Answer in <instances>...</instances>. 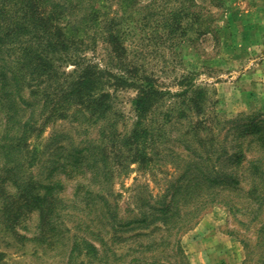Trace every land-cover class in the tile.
<instances>
[{
  "label": "rangeland",
  "instance_id": "1",
  "mask_svg": "<svg viewBox=\"0 0 264 264\" xmlns=\"http://www.w3.org/2000/svg\"><path fill=\"white\" fill-rule=\"evenodd\" d=\"M2 1L11 3L16 8L11 11L22 15L23 0ZM193 1L204 6L201 10L203 21L212 29L208 28L198 37L191 31L179 32L170 39L161 29V35L152 33L155 19L145 18L144 8L149 0H140L137 12L118 25L120 29L121 26L127 29L123 41L126 47L123 65L133 63L143 76H151L153 84L164 92L163 99L148 112L146 118L152 129L157 127L149 131L154 134L153 139L146 142L154 163L145 166V156L144 160L138 158L133 161L134 154L129 153L131 143L126 139L137 119L132 100L138 89L132 86L119 89L108 111L85 122L71 115L60 119H53L52 116L44 121L46 115L43 114L45 116L39 117L35 124L40 129L46 122L43 130L39 133L34 129L28 134L26 145L21 146L25 156L23 176L29 179L30 175V178L43 183L42 193L50 192L46 187L57 182L58 185L50 189L51 194L58 195L67 205L60 203L48 218L47 226L39 221L35 208L20 207L23 197L8 182L5 193L0 195V203H10L13 197L16 201L10 211L3 209L0 212V252L3 253L0 264H68L73 240L83 237L91 239L99 247L100 256L106 252L113 259L111 264H145V260L140 259L139 249L153 239L159 241L165 234L164 228L158 226L161 222L148 227H145V221L117 226L112 235L108 231L109 225L101 224L97 209L92 212L83 202L78 203L77 192L81 193L77 189L78 184L87 182L89 178L87 161H80L78 157L81 154L84 157L86 153L82 150L72 159L67 158V153L71 147L72 151L74 147L82 149L88 139L97 140L102 130L108 136L112 129L120 134L118 146H114L116 156L110 159L113 163L111 180L105 196L115 203L118 215L123 218L142 217L138 211L145 205V195L150 191L162 193L168 184L165 180L181 176L186 165L188 167L199 160L216 159L222 165L226 158L233 155L232 162L236 165L240 157L238 169L241 172L237 174L240 187L243 190L249 187V173L243 168L250 159L256 158L259 147H264V0ZM117 2L107 0L110 4L109 17L123 18L126 14L122 13ZM187 2L191 4V0ZM66 3L69 5V0ZM162 3L163 0H160L158 5L150 8H154L150 13L156 18ZM167 5L171 6L170 3ZM114 11H117L116 15ZM209 15L212 18L210 23ZM102 19H105L104 15L100 16L97 28H86L90 35L101 31L105 23ZM127 21L130 28H125ZM189 22L190 18L184 15L181 23L185 25ZM91 37H95V43L91 44L93 38L87 37L89 46L84 50L88 63H97L99 67L108 64L110 67L107 45L100 33ZM3 40L0 56L4 64L13 67L17 57L19 61H25L15 42L9 43L8 38ZM72 67L64 68L69 70ZM113 68L116 70V65ZM27 89L28 86L25 87ZM53 133L65 135L62 140L49 145ZM252 138L256 139L248 141ZM227 147L230 152L226 155ZM33 152L35 158L29 161ZM4 175L0 155V179ZM185 188L186 182L182 177L180 181H174L168 199L176 194L177 205H181ZM8 192L9 195H6ZM236 192L228 193L237 205L234 209L221 203L209 205L189 229L182 228L175 235L189 264H264V241L256 243L259 222L250 221L249 211L254 209L244 206L243 193ZM258 215L259 220L263 218L264 210ZM86 223L91 226L87 228ZM98 230L102 232L98 238L102 241L101 245L97 238L93 239L98 237ZM74 255V264L94 262L83 252L76 251ZM165 255L167 264H174L175 255L170 250ZM95 264L102 262L95 260Z\"/></svg>",
  "mask_w": 264,
  "mask_h": 264
},
{
  "label": "trees",
  "instance_id": "2",
  "mask_svg": "<svg viewBox=\"0 0 264 264\" xmlns=\"http://www.w3.org/2000/svg\"><path fill=\"white\" fill-rule=\"evenodd\" d=\"M118 1L117 4L120 9L122 8V13L126 14L125 18L121 16L116 19L113 15L109 17L110 4H107V0H69V5L66 3L67 0L61 2L23 0L25 6L21 16L18 15L19 12L11 11L16 9L11 3L0 2V48L4 42L3 39L8 38L9 43L15 42L21 58H25L22 62L17 57L13 67H10L8 63L4 64L0 56V155L2 156V167L5 169L4 177L0 179V195L2 192L5 193L6 185L10 182L23 197V204L20 207L35 208L38 211L39 221L47 226L49 225L48 218L58 209L60 203L65 204L64 206L67 203L62 201L58 195L51 194L50 189H54L58 185L57 182L53 185L49 183L46 190L50 192L42 193L40 189L45 186L43 183L34 180L33 177L30 178V175L29 179L24 178L25 156L21 147L26 145L27 136L34 129H37L39 133L43 130L42 126L46 122L40 129L35 125L43 114L46 115H43L45 116L44 121L52 116L53 119H60L71 115L85 122L92 116L98 114L100 116L108 111L119 89L123 86H132L138 89V94L132 100L137 119L130 136L126 139L131 143L128 147L129 153L133 152V161L138 158L144 160L145 156V166L154 163L146 142L153 139L154 134H150L149 131L157 127L152 129L151 124L146 123V118L148 112L163 99L164 92L153 84L151 76H143L133 63L123 65L122 60L126 59V47L123 41L127 29H122V26L120 29L118 25L123 24L128 16L131 17L137 12L140 0ZM159 1L149 0L144 7L145 18L152 21L155 19L152 33L161 35L159 31L161 29L170 39L179 32L189 33L191 31L196 33L195 37H198L210 28V25L205 26L203 21L201 10L204 6L196 4L195 1L191 0L189 5L188 2L185 3L187 0H178L179 3L177 0H163L158 19L150 13L154 11V8H150L154 4L158 5ZM168 3L171 6L167 5ZM116 13L117 11H114L115 15ZM102 15L105 16V19H102L103 22L105 21L104 26L101 31L93 32L92 35L100 33L102 41L106 43L107 54L110 56V67L108 64L99 67L97 63H88L89 60L84 51L85 47L89 46L86 43L87 37L93 38L91 44L95 43V37H91L92 35L86 28H97ZM184 15L190 18V22L185 25L181 23ZM211 20L209 15L208 23ZM125 28H130L128 21ZM70 65L73 66L72 69L65 70L64 67ZM115 65L116 70L113 68ZM26 86H28L27 90H25ZM103 131L97 140L88 139L82 149L74 147L72 151L71 147L67 153V158L70 159L82 150L86 153V156L83 157L81 154V157H78L80 161H87L89 172L87 182L78 184L77 189L81 192H77V197L80 199L78 203L83 202L92 212L93 209H97L101 224L109 225V232L117 226H130L133 222L143 223L145 221V227L157 224L158 221L161 222L158 226L164 228L165 234L160 237L159 241L153 239L145 243L143 249H139L140 259L145 260V264H167L164 259L168 255V253L165 255L168 250L175 255L174 264H189L181 249L179 239H176L175 235L182 228L189 229L209 205L221 203L234 209L237 205L228 193L236 191V194L243 193L241 197L245 198L244 206L254 209L253 212L249 211V214L251 215L250 221L259 222L256 243L261 244L264 241V217L258 219V214L264 210V191L262 190L264 188V147L260 146L256 158L250 159L243 168V171H248L250 177V185L247 189L243 190L242 186L240 187L237 175L240 171L238 169L240 157L236 165L232 162L233 155L226 158L223 164L221 163L222 165L216 159L199 160L188 167L186 165L181 176L170 181L165 180L168 184L165 185L162 193L148 192L143 199L144 207H140L138 211L142 217L126 219L127 217L123 218L118 215L115 203H111L105 196L111 180L113 163L110 159L116 156L114 146H118L120 134L112 129L110 130L111 135L108 136ZM64 135L53 133L49 139V145L58 139L62 140ZM126 140L122 139L124 142ZM230 149L228 147L227 150L225 149L226 155ZM36 153L37 149H35V155ZM240 154L243 155L242 152ZM35 155L33 152L29 161H32ZM158 166L161 165L158 164ZM186 173L189 176H185ZM181 177L183 182H186V188L182 204L177 205L176 194L168 199V193L174 181H180ZM225 191L227 193L223 194ZM6 195H9V192ZM15 201V197L10 203L5 202L4 204L1 201L0 212L3 209L10 211ZM86 224L87 228L91 226L90 223ZM101 234V230H98V237L93 238H97L100 245L102 241L98 238ZM76 251L83 252V255L90 257L94 261L92 264H95V260L102 264H111L113 260L106 252L100 256L99 247L87 237L73 240L68 255V264H74V252ZM2 257L3 253L0 252V261Z\"/></svg>",
  "mask_w": 264,
  "mask_h": 264
}]
</instances>
